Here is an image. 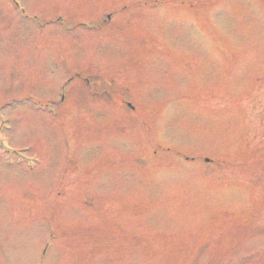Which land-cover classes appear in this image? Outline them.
Wrapping results in <instances>:
<instances>
[{
    "label": "rangeland",
    "instance_id": "1",
    "mask_svg": "<svg viewBox=\"0 0 264 264\" xmlns=\"http://www.w3.org/2000/svg\"><path fill=\"white\" fill-rule=\"evenodd\" d=\"M219 1L212 10L199 2L196 18L165 9L157 20L153 10L143 12L142 0H19L31 12H50L42 14L46 21L61 10L66 23L74 14L92 23L112 14V24L94 34L66 36L58 25L42 33L22 25L0 0V106L27 94L45 100L77 72L103 91L92 97L73 84L74 103L62 104L56 118L25 103L0 115V134L40 161L35 171L6 168L8 154L0 152V264H264V236L254 227L264 204V133L258 137L253 120L261 103L245 121L246 148L242 102L236 98L230 126L222 110L235 105L223 90L226 77L239 78L240 87L245 75L264 71V0ZM227 37V47L236 45L247 61L242 73L217 67L225 53L211 41ZM71 109L83 115L74 118ZM143 160L156 161L167 178L178 168L176 184L152 188L157 176ZM224 186L237 193L246 186L248 205L234 199L233 213L222 211L225 196L213 192Z\"/></svg>",
    "mask_w": 264,
    "mask_h": 264
},
{
    "label": "bare ground",
    "instance_id": "2",
    "mask_svg": "<svg viewBox=\"0 0 264 264\" xmlns=\"http://www.w3.org/2000/svg\"><path fill=\"white\" fill-rule=\"evenodd\" d=\"M175 108H176V106H172V108H171L170 110L173 111ZM25 119H26L27 121H32L30 117H26ZM19 126H20V125H19ZM19 126H18V127H19ZM35 170H36V168H35L33 171H35Z\"/></svg>",
    "mask_w": 264,
    "mask_h": 264
}]
</instances>
